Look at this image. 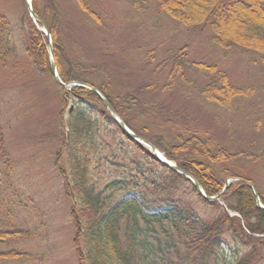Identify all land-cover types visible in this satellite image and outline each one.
I'll return each instance as SVG.
<instances>
[{"label": "trees", "instance_id": "16d2710c", "mask_svg": "<svg viewBox=\"0 0 264 264\" xmlns=\"http://www.w3.org/2000/svg\"><path fill=\"white\" fill-rule=\"evenodd\" d=\"M72 1L84 15L99 20L89 0ZM154 1L158 11L181 25L208 30L211 42L221 50L239 48L264 60V0ZM31 5L50 33L60 79L96 87L129 129L191 174L206 196L219 194L230 174L226 168L216 170L210 163L219 165L244 156L251 162L262 160L264 170V146L258 154H228L220 149L212 153L194 134L176 143L158 141L138 116L141 98L170 88L186 68L197 71L205 80L200 89L204 101L221 108L251 96L252 87L234 83L215 64L189 62L188 46L184 45L172 53L171 69L163 85L142 84L133 92L111 93L92 83L90 70L66 48L61 2L31 0ZM27 28L23 43L30 66L37 76L53 80L48 38L29 16ZM15 52L11 22L0 11V59ZM61 90L68 99L62 97L57 115L61 148L55 158L64 163V168L57 162L56 166L64 181L65 195L72 202L70 217L76 230L72 244L78 264H208L211 259L215 264H259L263 260L264 209L258 206L246 182L231 181L222 192L223 205L209 201L189 179L159 162L146 146L128 136L93 91L82 86ZM263 127L264 105L255 120L256 129L262 131ZM0 163L9 178L14 163L1 131ZM104 164L127 169L130 180L110 176ZM258 196L264 205L262 193ZM8 201V197L0 199V264L28 257L10 245L31 235L6 223L11 220L10 210L4 211L2 206H7Z\"/></svg>", "mask_w": 264, "mask_h": 264}, {"label": "rangeland", "instance_id": "374dc122", "mask_svg": "<svg viewBox=\"0 0 264 264\" xmlns=\"http://www.w3.org/2000/svg\"><path fill=\"white\" fill-rule=\"evenodd\" d=\"M59 1L66 48L90 70L89 80L111 93L133 92L142 84L163 85L172 53L184 45L189 62L215 64L234 83L252 87L251 96L221 108L200 95L205 83L202 76L184 69L170 88L141 98L138 116L154 140L176 143L194 134L212 153L216 149L228 154L262 151L264 129L255 128L264 105V60L260 57L239 48L221 50L211 42L208 30L181 25L158 11L154 0H89L98 21L84 15L72 0ZM0 11L11 22L16 47L15 55L0 59V131L14 163L9 178L0 163V199H9L2 206L10 210L11 220L6 223L31 233L10 245L28 257L7 263L78 264L72 244L76 232L70 217L72 202L56 166L57 162L64 168V163L55 158L61 148L57 139V115L64 97L61 88L69 86L60 88L54 79L39 77L31 68L23 43L28 36L26 0H0ZM244 158L219 165L208 162L216 170L229 171L225 180L233 181V175L250 179L264 196L262 160ZM103 168L114 178L130 180L123 167L104 164ZM208 264L215 262L211 259ZM259 264H264V253Z\"/></svg>", "mask_w": 264, "mask_h": 264}, {"label": "water", "instance_id": "95a60500", "mask_svg": "<svg viewBox=\"0 0 264 264\" xmlns=\"http://www.w3.org/2000/svg\"><path fill=\"white\" fill-rule=\"evenodd\" d=\"M31 0H26V4H27V8L29 11V14L31 15V17L33 18L35 24L37 25V22H39L41 24V27H38L39 30H41L46 37L49 40V46H48V54L50 57V68H51V72L53 75V78L55 80V82L59 85L62 86H82L85 87L91 91H93L95 94H97V96L101 99V101L103 102V104L105 105L107 111L110 113V115L112 116V118L115 120V122L117 123V125L128 135L130 136L132 139H134L135 141H137L138 143L142 144L143 146H146L147 148H149V150L152 152V154L155 156V158L161 162L162 164H164L165 166L171 168L172 170L182 174L185 178L189 179L195 186V188L197 189V191L204 196L207 200L209 201H217L219 203L221 202V195H222V191H224L229 183H230V179H227L225 181V184L223 186L222 191L215 195V196H206L200 186V184L198 183V181L191 175L189 174L187 171L183 170L181 167L177 166L173 161L167 159L164 155V153L159 150L154 144H152L151 142H149L148 140L138 136L136 133H134L132 130H130L127 125L125 124L124 120L122 119L121 116H119V114H117L115 112V110L113 109V107L111 106V104L109 103V101L106 99V97L94 86H91L85 82L82 81H72L70 83H63V81L60 79L59 75H58V71H57V66L54 60V56H53V51H52V46H51V40H50V33L48 31V28L46 26V24L38 17L35 16L33 11H32V6H31ZM234 180H242L244 182H246L253 190V193L255 195L256 198V202L258 204V206L262 209H264V205L262 204L258 193L256 191V189L253 187V185L244 180V179H239V178H234Z\"/></svg>", "mask_w": 264, "mask_h": 264}]
</instances>
